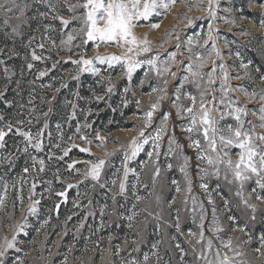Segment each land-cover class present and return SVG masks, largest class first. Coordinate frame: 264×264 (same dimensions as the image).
<instances>
[{
  "label": "rangeland",
  "instance_id": "374dc122",
  "mask_svg": "<svg viewBox=\"0 0 264 264\" xmlns=\"http://www.w3.org/2000/svg\"><path fill=\"white\" fill-rule=\"evenodd\" d=\"M76 2L67 0V4ZM16 3L21 8L27 4L23 16L18 8L12 12L0 9V92L4 93L0 97V117H3L0 128L9 122L14 126L13 132L5 137V147L0 149V201H3L0 204V244H4L5 238L15 237V247L7 250L5 264L17 261L65 264V258L67 264H127L132 259L143 264L145 253L149 256L147 264H207L206 260L197 258L199 254L204 252L208 260H215L217 250L221 256L226 253L232 264H264V249L255 251L264 235V202L257 199V196H264V189L256 184V177L244 185V196L249 204L256 205V219L253 220L251 208L236 195L238 183L229 184L225 180L224 166H220L217 178L212 174L214 169L200 161L196 150L189 147V134L181 130V125H187L188 120L181 119L175 107L191 106L189 94L196 97L199 107L200 91L207 88L209 91L204 99L212 101L208 107L218 110L212 113L217 120H220V112L228 111L227 105L232 104L247 110V115L242 116L245 128L255 126L257 134H264L259 119V110L264 107V101L260 100L264 90L261 79L264 75V28L259 27L264 14L260 5L264 0H216L214 19L197 8L199 3V7L206 9L208 0H177L167 12L158 9L159 15L138 21L139 26L133 29L137 39H146L151 48L135 59L155 58L158 53L157 65L163 68L167 62L170 72L157 75L147 64H142L130 80L122 64L109 67L98 63L95 65L98 75L84 72L79 74V80L73 79L77 75V65L71 61L81 56L94 59L97 55H132L126 51L130 45L121 42L119 46L110 44L97 48L95 42L83 43L79 35L71 43L62 44L61 40L67 41L73 28L81 26L71 21L68 28H64L59 20L52 19L57 14L65 19L73 15L65 0H16ZM49 4L56 6L55 12L50 10ZM83 12V8H78L75 14ZM189 19L194 20L191 26ZM233 20L235 24L229 23ZM153 24L159 27L154 29ZM210 24L215 50L213 41L208 39ZM41 43L43 49L38 47ZM33 50L47 58L33 61ZM173 53L175 64L170 59ZM196 56L207 61L203 68L197 69L204 77L202 80L186 71L189 64L195 68ZM28 63H32L31 69ZM242 64H247L248 68ZM214 66L216 70L212 71ZM41 71L46 75L41 77ZM171 72L176 76L172 77ZM207 74H211L214 83H207ZM185 76L189 77L188 81L183 79ZM165 79L169 81L167 91L161 92ZM110 85L114 90L108 93ZM245 91L257 95L249 100ZM96 96L102 99L97 102ZM161 96L164 98L160 99ZM221 98L224 104L220 103ZM154 102L160 107L144 134L155 137L163 116L168 114L159 148L154 150L149 140L143 150L127 162L130 171L125 180L126 191L118 194L120 181L124 179V152L130 151L127 146L133 137H138L145 114ZM17 121L24 123L19 125ZM45 123L47 128H44ZM226 124L235 125V120L231 116L220 120L221 126ZM16 127L31 131L33 135L42 132V150L29 147L24 152L23 137L15 135ZM80 136H85L86 140ZM173 136L183 146L179 157L168 154L169 140ZM193 138H199L203 144L202 135L193 134ZM80 148L89 151L81 152ZM65 149H71L67 156ZM230 151L231 158L237 160L239 149ZM149 152H153L151 158L147 155ZM184 156L188 157L186 171L191 179L190 192L185 175L180 171ZM33 157L37 161L44 160L43 172L38 171V162L33 165ZM98 159L106 163L100 181L96 182L85 173ZM69 164L74 167L69 169ZM25 167L29 169L27 173ZM157 168L158 176L155 174ZM200 169L207 170L208 175L203 176ZM228 179H232L231 175ZM112 180H116L115 186ZM33 183L35 189L31 187ZM69 183L76 187L67 188ZM100 183L105 187L101 188ZM202 183L208 185L207 191L200 187ZM58 192L65 195L58 196ZM113 194H117L115 204ZM35 201L39 203L32 213L29 209ZM101 208H104L103 216ZM133 212L136 215L129 228L127 217ZM201 215L204 216L202 228ZM177 216L179 231L174 226ZM229 217L236 219L233 221ZM20 224H24L23 230L17 227ZM217 227L223 230L214 231ZM189 231L195 235L189 236ZM201 231L204 239L197 243ZM209 239L213 244L211 250L207 249ZM229 240L230 249L223 246Z\"/></svg>",
  "mask_w": 264,
  "mask_h": 264
},
{
  "label": "snow or ice",
  "instance_id": "6c2138e0",
  "mask_svg": "<svg viewBox=\"0 0 264 264\" xmlns=\"http://www.w3.org/2000/svg\"><path fill=\"white\" fill-rule=\"evenodd\" d=\"M69 11L73 13V15L65 19L63 16L59 14L52 17L53 20H59L60 24L64 28H68L71 21H77L81 26L79 28H73L71 33L67 35V41L61 40V43H71L76 36H80L83 43L87 44L89 41L95 42V46L99 48L100 46L115 44L119 46L121 42L124 45H130L127 47L126 51L132 55H125V56H116V55H105L100 56L97 55L94 59H85L83 56L79 60L71 61L73 64L77 65V75L73 77V79L79 80V74L88 72L94 75L99 74V69L95 66L98 64H107L109 67L114 66L115 64H122L124 68V74L131 79L132 74L142 66V64H147L150 70H155L157 75H162V73L170 72L169 67L167 66V62H165V66L163 68L157 65V59L159 54H156L155 58H149L147 60H137L135 59L136 56H140L142 53H146L151 51V48L147 42V40L140 41L137 37L133 34V29L136 28L138 25V21L145 20L147 21L153 15H159L160 13L157 11L158 9H163L165 12L169 11L171 7L177 2V0H77L75 4H67V0H65ZM202 2V0H200ZM215 7H216V0H208V7L201 8L199 7V3L197 5L198 10L206 11L208 17L211 19L215 18ZM260 7L264 9V4H261ZM6 8L8 12H12L14 9L20 10V15H24V9L27 8V4L24 5L23 8L20 7L16 3V0H6V3H0V9ZM49 8L51 11L55 12L56 6L54 4H49ZM78 8H83L84 12L82 15H76V10ZM191 10V8H189ZM41 16H46L48 13H40ZM194 23V20L189 19L188 24L191 26ZM231 24H235V21H229ZM47 28L51 29L52 25H47ZM152 28H158L159 24L151 25ZM259 27L264 28V14L261 15V19L259 22ZM15 31V29H14ZM213 31L211 24L209 25V37L208 39L213 41V50H215V37L211 34ZM243 34L247 35V32ZM179 37H177L178 39ZM191 43V41H189ZM31 44V41H29ZM207 44V41H205ZM53 46H55V42L53 41ZM39 48L43 49L44 44H40ZM179 47V45H177ZM216 55L219 56L220 53L216 51ZM239 56V53H236ZM31 58L33 61L46 59L42 55H37L35 50L31 53ZM171 62L175 64V54H171L170 56ZM195 68L193 64L187 65L186 71L192 76L202 80L204 77L201 76V73L197 70L199 68H203L207 61L201 57H195ZM244 68H248L247 64L241 65ZM27 67L31 69L33 67L32 63H28ZM215 66L213 67L212 71H215ZM7 72L8 70L5 69ZM259 71V69H257ZM41 77L46 75L45 71H41L39 73ZM147 75V73H145ZM170 75L172 77L176 76L175 72H171ZM239 78V77H238ZM111 80V77H108ZM185 81L189 80L188 76L183 78ZM224 79H228L227 72L224 73ZM261 79L264 80V75L261 76ZM168 80H164V87L160 89L161 92L167 91ZM207 83L212 84L214 83V79L211 74H207ZM61 87H66V85H62ZM182 87V85H181ZM197 87L199 88L200 85L197 82ZM222 91L224 90V86H221ZM114 90V86L110 85L107 88V92L111 93ZM58 91V89H57ZM127 91V89H125ZM208 89L204 88L200 91V101L199 107L196 106V97L192 96L191 94L188 95V99L192 101V105L189 107H182L180 105H175L177 107V115L181 119H187V125H181V130L188 133L187 139L189 140V147L194 148L197 152V158L202 161L206 162L209 166H211L214 171L213 175L219 178L221 168L220 166H224V178L228 181L229 184L233 182H237L239 188L236 192V195L241 198L243 204L251 208L252 210V219L255 220V212H256V205L249 204L248 198L244 196V185L247 181L252 179V177H256V184L259 186L260 189H264V134H257L255 132V126L245 128V121L242 119V116L247 115V110L241 107H233L232 104H228L227 108L228 111L220 112V120H224L227 116H231L235 120V125L233 124H226L224 126L220 125V120H217L215 116L212 115L214 111H218L217 109L210 108L207 105L212 103V101H205L204 96L207 95ZM242 91H244L242 89ZM4 93L0 92V97H3ZM245 95L249 97L251 100L257 94L255 92L248 93L245 91ZM164 97L161 96L160 99ZM180 95L177 93L176 99L179 100ZM102 99L101 96H96L97 102ZM215 99V98H213ZM260 100L264 101V90H262L260 94ZM221 104L225 103L224 98L220 100ZM23 107V105H21ZM160 107L158 102H154L151 106V110H149L145 114V123L143 128L139 131L138 137H133L130 144L127 146L130 151L124 152V179L120 181L119 184V193L124 194L126 191L125 180L127 178L128 172L130 169L127 167V162L134 159L144 148V145L149 143V140H152L154 150L159 148V140L161 139L165 128L163 127V123L168 120V114H165L162 118V126L157 130L155 137L148 136L145 137L144 129L151 125L152 117L154 112ZM75 108V105H73ZM51 111V109H49ZM260 115L259 119L262 121L260 124L261 128H264V107L260 108ZM188 113L189 115L185 117L183 114ZM255 114V113H253ZM45 116L48 113H44ZM3 117H0L2 120ZM23 121H17V124L22 125ZM31 123V121H29ZM88 125H85L87 127ZM13 124L11 122L7 123L3 128H0V149L5 147V137L9 135V133L13 132ZM47 123L44 124V128H47ZM57 128H60V125H57ZM7 129V130H5ZM79 128L77 131L79 132ZM193 134L197 137L202 135L203 137V144L199 138L194 139ZM15 135L23 137V143L25 147L23 148L24 152L28 151L29 147L35 148L36 150H42L43 144L40 137L43 135L42 132H37L35 135L31 131H25L21 127H16ZM100 139L99 136L96 137ZM80 139L86 140L85 136H80ZM75 147V145H72ZM182 145L177 143L175 137L173 136L169 140V148L168 154L169 155H177L178 157L182 155V152L179 150L182 149ZM239 149L238 159L233 160L231 158V149ZM71 149H65L64 155L67 156L68 152ZM81 152H88V148H80ZM156 156H159V152H155ZM111 155V153H108ZM147 155L151 158L153 156V152L147 153ZM62 158V157H61ZM33 165L37 162L39 163L40 167L38 169L39 172H43L45 170L44 167V160H38L37 158L33 157ZM106 161L104 159H98V162L91 165L89 171L85 173V176H90L93 181L99 182L101 179V172L105 165ZM188 166V157H183V164L180 166V171L184 173L185 178L188 183V191H191V179L188 176L186 168ZM73 164H69L68 168H73ZM169 168L172 167L171 164L168 165ZM29 169L27 167L24 168V172L27 173ZM200 172L203 176H207L208 172L205 169H200ZM157 176L159 175V168L156 169ZM229 175H231L232 179H228ZM203 178V177H202ZM112 185H116V180L111 181ZM175 183V181L173 182ZM32 189H35L36 184H32ZM67 188L71 189L76 187L73 184H67ZM100 187L104 188L105 184L100 183ZM201 188L207 191L208 185L202 183L200 185ZM177 191H180L179 187H177ZM255 191V189H253ZM58 196H64V192H58ZM116 195L113 194L112 200L113 203H116ZM141 199L137 197V200ZM257 199H260L264 202V196H257ZM175 201H173L174 203ZM210 203H213L211 199L209 200ZM3 201H0L2 204ZM39 201H35L32 205H30L29 211L35 213L36 207L35 205L38 204ZM185 203L187 201L185 200ZM227 204V201H225ZM104 207H107L105 205ZM135 207V206H133ZM202 208V205H201ZM196 210L195 200H193V212ZM101 215L104 214V208H101ZM136 213L133 212L132 215L127 217L129 221L128 227L131 228L132 221L135 217ZM213 215L215 216V209H213ZM204 216H200L201 220V228ZM229 219L235 221V217H229ZM195 222V221H194ZM175 228L177 231L180 229L179 223V216L176 218ZM20 230H23L24 224L17 225ZM223 229L217 227L214 231L219 232ZM244 231L243 228L240 229ZM189 236L195 235L189 231ZM204 239L203 231L199 233V238L197 243H200ZM15 237L12 240H8L5 238L4 244H0V264H5V256L8 249H12L15 247L14 244ZM260 247L255 249L256 252H261V249H264V235L260 237ZM225 248H231V241L229 240L228 243L223 245ZM179 248L180 246L177 245ZM213 247L212 241L209 239L207 241V249L211 250ZM195 250V249H194ZM19 251V249H17ZM71 251V249H69ZM183 251V250H182ZM153 255H156L154 252ZM236 255H240V253H236ZM264 255V253H262ZM198 259H204L207 261V264H232L230 257L225 253L221 256L219 250L215 253V260H208L204 252H201ZM149 260V256L147 253L143 256V264H147ZM16 264H22V262L17 261ZM65 264H67V258H65ZM127 264H137L135 259H132L127 262Z\"/></svg>",
  "mask_w": 264,
  "mask_h": 264
}]
</instances>
